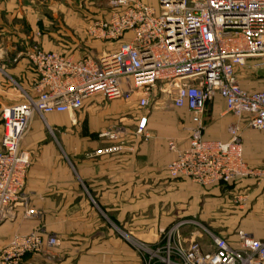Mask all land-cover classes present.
Masks as SVG:
<instances>
[{
	"label": "crops",
	"instance_id": "obj_1",
	"mask_svg": "<svg viewBox=\"0 0 264 264\" xmlns=\"http://www.w3.org/2000/svg\"><path fill=\"white\" fill-rule=\"evenodd\" d=\"M93 1L0 0V109L23 103L24 95L35 98L36 74L27 53L38 49L79 60L117 49L121 42L89 34L94 22L106 18ZM257 64L248 59L236 69L246 92L264 93V69ZM142 117L145 131L136 135ZM201 122L203 140L212 142H227L236 126L244 163L264 170V131L246 129L244 119L228 113L221 98L206 104ZM192 128L187 109L165 103L147 112L133 101L97 96L76 111L43 119L34 115L20 149L31 163L24 195L38 217L25 220L18 209L13 221L0 225V249L15 235L40 230L55 237L58 246L28 255L21 264H143L137 241L155 245L177 222L190 219L232 246L239 231L264 242L262 182L249 178L200 187L169 177L175 155L168 144L186 149Z\"/></svg>",
	"mask_w": 264,
	"mask_h": 264
},
{
	"label": "built area",
	"instance_id": "obj_2",
	"mask_svg": "<svg viewBox=\"0 0 264 264\" xmlns=\"http://www.w3.org/2000/svg\"><path fill=\"white\" fill-rule=\"evenodd\" d=\"M154 1L152 6L143 0H112L107 17L88 32L121 43L96 59L75 60L38 49L27 53L36 74L35 98L24 95L23 103L3 109L0 116V225L13 221L18 209L25 220L38 217L24 195L31 163L20 149L32 117L76 111L96 96L133 101L147 112L165 103L187 109L194 128L186 149L168 144L175 155L167 167L170 178L200 187L249 178L264 184V170L249 169L243 161L236 126L229 129L227 142H212L203 140L201 122L206 104L219 97L228 113L244 119L246 129L264 131V93L244 91L236 76L248 59L264 69V0ZM146 123V117L139 119L136 135L143 134ZM57 246L55 237L41 231L16 235L0 249V264H21L25 256ZM139 250L144 264H264V242L239 231L232 246L195 219L177 222L159 246Z\"/></svg>",
	"mask_w": 264,
	"mask_h": 264
},
{
	"label": "rangeland",
	"instance_id": "obj_3",
	"mask_svg": "<svg viewBox=\"0 0 264 264\" xmlns=\"http://www.w3.org/2000/svg\"><path fill=\"white\" fill-rule=\"evenodd\" d=\"M94 2V1H93ZM112 2V0H99V1H97V0H95V2L94 3H98L99 5H100V9H102L103 11H104V14H105V17H107V15L109 14V12H110V3ZM103 14V15H104ZM3 109H5V108H2V109H0V116H1V111L3 110ZM2 134H3V123H2V121H1V118H0V136H2ZM172 179V178H171ZM172 180H178V179H172ZM36 231H40V230H36ZM36 231H34V232H36ZM42 232V231H41ZM167 232V231H166ZM165 232V233H166ZM33 233V232H32ZM16 236V235H15ZM14 237V236H13ZM12 237V238H13ZM12 238H11V240H12ZM123 238H125V236L123 235ZM162 238H163V235L160 237V239L158 240V242L155 244V245H148V244H145V243H143V242H141V241H137L136 242V247L138 248V252H139V255L142 257V258H144V253L143 252H141L140 250H139V248L140 247H144V246H146V247H151V248H153V247H156V246H159L161 243H162ZM10 240V241H11ZM9 241V242H10ZM9 244V243H8ZM29 255H35V254H29ZM28 256V255H27ZM26 257V256H25ZM24 257V258H25ZM144 264V263H143Z\"/></svg>",
	"mask_w": 264,
	"mask_h": 264
}]
</instances>
